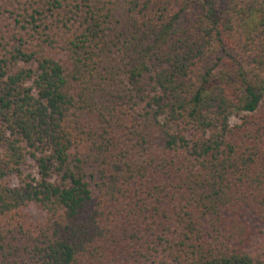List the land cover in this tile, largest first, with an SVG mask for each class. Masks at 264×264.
Wrapping results in <instances>:
<instances>
[{"label": "trees", "instance_id": "16d2710c", "mask_svg": "<svg viewBox=\"0 0 264 264\" xmlns=\"http://www.w3.org/2000/svg\"><path fill=\"white\" fill-rule=\"evenodd\" d=\"M0 264H264V0H0Z\"/></svg>", "mask_w": 264, "mask_h": 264}, {"label": "rangeland", "instance_id": "374dc122", "mask_svg": "<svg viewBox=\"0 0 264 264\" xmlns=\"http://www.w3.org/2000/svg\"><path fill=\"white\" fill-rule=\"evenodd\" d=\"M239 118L235 117L233 123H239ZM32 170V167L30 168ZM6 182H9L11 185L15 186L19 184V180L16 177H8L5 179Z\"/></svg>", "mask_w": 264, "mask_h": 264}]
</instances>
